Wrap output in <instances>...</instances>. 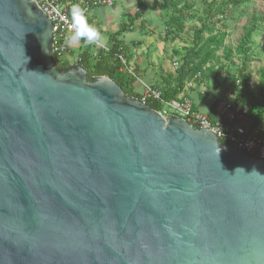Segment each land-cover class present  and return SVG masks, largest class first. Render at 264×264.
<instances>
[{"label":"water","instance_id":"obj_1","mask_svg":"<svg viewBox=\"0 0 264 264\" xmlns=\"http://www.w3.org/2000/svg\"><path fill=\"white\" fill-rule=\"evenodd\" d=\"M253 171L210 130L56 67L38 4L0 0V264H264Z\"/></svg>","mask_w":264,"mask_h":264},{"label":"trees","instance_id":"obj_2","mask_svg":"<svg viewBox=\"0 0 264 264\" xmlns=\"http://www.w3.org/2000/svg\"><path fill=\"white\" fill-rule=\"evenodd\" d=\"M60 1L67 2L70 10L74 4H80V0ZM135 2L136 11L133 15H128L127 23L120 24L110 37L108 50L98 49L96 56L92 57V50H90L92 44L86 43L81 51H77L74 57V61L77 59L75 64L82 66L87 71L89 81L94 76L105 75L115 81L125 95L131 98H138L137 94L131 89L130 84L134 81V76L127 72L125 65L128 61L127 57L124 64L115 56L117 52L122 53L124 56L126 48L124 47V42L118 39L117 36L130 32L134 20L141 19L147 11H159L168 15L164 21V39H176L178 34L184 30L186 21L196 19L200 26L194 29L191 45L181 55L175 74L165 75L162 86L150 85L161 92V97L164 100L189 98L192 101L185 90L186 84L201 78H209L210 75H213L216 79L221 73L222 67L219 66L221 58L228 60L231 57V50L224 43L227 36L225 21L232 11L238 12L239 8H244L249 3V0H151L150 2L135 0ZM196 3H199L202 7V16L192 12ZM241 11L242 9L239 10V14ZM259 23V16L253 14L243 26V32L235 48L236 53L243 58V68H246L247 65L246 59L251 49L252 34L258 28ZM220 51L222 52L221 55H219ZM74 54L72 51L63 55H58L54 52L53 61L56 67H58L56 59L60 60L61 57H67L68 55L72 57ZM91 58L93 59L92 62L90 61ZM61 60L64 63L65 59ZM67 67V65H64L62 68H58L65 69ZM249 78V73L243 72V70H240L237 76L232 77V90H235L233 93L229 92L226 104L235 111L233 122L242 114L243 109H246L244 116L249 120L250 128L253 130L264 121V77L261 75L254 87L249 84ZM145 104L157 111L160 110V104L157 102L147 100ZM194 107L196 108L195 105ZM215 108L216 104L214 105V110ZM207 115L212 122L217 119L210 112H207ZM222 121H225L223 117ZM219 142L225 144L223 140Z\"/></svg>","mask_w":264,"mask_h":264},{"label":"rangeland","instance_id":"obj_3","mask_svg":"<svg viewBox=\"0 0 264 264\" xmlns=\"http://www.w3.org/2000/svg\"><path fill=\"white\" fill-rule=\"evenodd\" d=\"M135 2V0H133ZM151 0H145L150 2ZM123 0H115L113 5H99L92 8L91 14L107 19L105 22L98 20L96 17L88 19L89 23L97 28L100 33H106L107 42L104 47L109 46L110 37L118 29L120 24L127 23V16L133 15L137 9L134 4L121 3ZM201 5L195 4L192 12L202 16ZM239 14V10H241ZM238 12L234 10L228 19H226L227 36L224 43L231 50V57L228 60L221 58L219 66L222 67L221 73L214 78L195 80L186 84V92L193 101L199 104L198 110L206 112V109H212L216 104L219 107L217 112L225 109L229 92L233 93L231 79L239 74L240 70L249 73V84L255 86L261 75L264 77V0H249L244 8H239ZM96 11V12H94ZM256 14L260 18L258 28L252 34V43L250 52L246 59V68H243V58L237 54L235 48L239 38L243 32V26L248 22L249 18ZM167 14L159 11H147L141 19L133 22L130 33L118 35L117 38L124 42V57L128 59L126 62L127 72L134 76V81L130 84L134 93L139 95L144 84L153 86H162L163 77L165 75H174L176 68L180 63L181 55L184 50L191 45V39L195 28L200 26L196 19L188 20L185 23L184 30L178 34L174 40L164 39V21ZM219 26V24L217 23ZM91 56H96V44H92ZM221 51L219 55H221ZM126 55V56H125ZM74 56H63L62 60L56 59L58 67L64 65H75ZM91 62L93 59L91 58ZM231 97V96H230ZM200 103H202L200 105Z\"/></svg>","mask_w":264,"mask_h":264},{"label":"built area","instance_id":"obj_4","mask_svg":"<svg viewBox=\"0 0 264 264\" xmlns=\"http://www.w3.org/2000/svg\"><path fill=\"white\" fill-rule=\"evenodd\" d=\"M35 1L46 17L50 20L53 30V54H67L69 52V44L67 38L72 35L73 30L70 27V9L67 2L60 0H33ZM114 0H80V7L85 9L88 17L89 12L95 6L113 5ZM96 49L108 50L100 44H96ZM115 56L121 63L125 64V58L122 53L117 52ZM77 60V59H76ZM75 60V61H76ZM142 103L152 100L160 104L158 112L166 119L170 116L181 117L201 128H206L213 132L218 141L223 140L227 144L234 145L242 152L264 160V121L255 129L251 130L249 120L244 116L246 109L236 119L235 111L228 104L225 109L219 111L217 119L212 122L207 113L199 111L194 107L193 102L189 98L180 100H164L161 92L148 84H144L138 98ZM222 117L225 121H222Z\"/></svg>","mask_w":264,"mask_h":264},{"label":"clouds","instance_id":"obj_5","mask_svg":"<svg viewBox=\"0 0 264 264\" xmlns=\"http://www.w3.org/2000/svg\"><path fill=\"white\" fill-rule=\"evenodd\" d=\"M70 17V27L73 32L72 35L67 38L68 43L84 41L87 44H100L102 46L101 33L97 30L95 26L89 23L84 8L80 7L79 4H74L70 10ZM237 171L244 172V170L241 168L236 169V172ZM255 173L258 174L257 172Z\"/></svg>","mask_w":264,"mask_h":264},{"label":"crops","instance_id":"obj_6","mask_svg":"<svg viewBox=\"0 0 264 264\" xmlns=\"http://www.w3.org/2000/svg\"><path fill=\"white\" fill-rule=\"evenodd\" d=\"M114 2H115V0H114ZM123 2L124 3H129V5H132V4H134V6L136 7V2H134L133 0H123ZM123 2H121V3H123ZM98 6H95V8H97ZM95 8H94V10H95ZM94 12H96V11H94ZM95 13H92L91 14V12H89V14H88V19H91V17H93V18H97L98 20H102V21H106L107 19H105V18H103V17H100V14H99V12L97 13V15H94ZM127 33H130V32H127ZM127 33H123V34H127ZM101 36H102V44H106V42H107V37H106V33H101ZM119 39V38H118ZM69 44V52L70 51H72V52H74L75 54H74V57H75V55H76V53H77V51H81L84 47H85V45H86V43L85 42H83V41H79V42H76V43H68ZM90 50H94V47L92 46V48L90 49ZM67 57H70L69 55L67 56ZM73 57V58H74ZM192 102H193V104L198 108V106H199V104L197 103V102H195V101H193V99H192ZM202 103H200V105H201ZM218 109H220L219 107H217V108H215V110H214V106H212V109H210V110H208V109H206V112L205 113H207V112H210L211 113V115L212 116H217V114H218ZM213 110V111H212Z\"/></svg>","mask_w":264,"mask_h":264}]
</instances>
